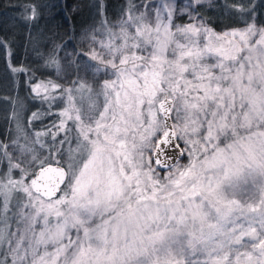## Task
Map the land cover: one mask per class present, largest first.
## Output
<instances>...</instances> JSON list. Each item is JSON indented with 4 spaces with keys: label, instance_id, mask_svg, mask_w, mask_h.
<instances>
[{
    "label": "snow or ice",
    "instance_id": "snow-or-ice-1",
    "mask_svg": "<svg viewBox=\"0 0 264 264\" xmlns=\"http://www.w3.org/2000/svg\"><path fill=\"white\" fill-rule=\"evenodd\" d=\"M96 7L55 81L13 69L43 111L0 132V264H264V0Z\"/></svg>",
    "mask_w": 264,
    "mask_h": 264
},
{
    "label": "trees",
    "instance_id": "trees-1",
    "mask_svg": "<svg viewBox=\"0 0 264 264\" xmlns=\"http://www.w3.org/2000/svg\"><path fill=\"white\" fill-rule=\"evenodd\" d=\"M102 2L107 6V21L115 23L120 18L125 0ZM178 2L183 5L188 0ZM97 3L98 0H0V38L6 43L10 42L11 50L15 53L11 59H6L5 49L0 47V132L7 134L13 127L14 123L10 121L14 113H19L23 124L33 127L28 123L32 112L38 109L43 111L41 105L33 100L28 85L30 77L13 69L30 71L37 80L55 81L56 73L51 66L45 67L46 62L49 57L54 60L57 54L62 56L60 49L65 44L69 45L66 49L68 52L74 48H84L83 34H91L92 30L101 26ZM25 4L37 6L40 12L39 17L28 24L14 18L20 15L15 6ZM198 12L213 21L217 20L218 12L207 6L198 8ZM178 21L188 22L186 17ZM34 127L40 130L42 125ZM181 162L186 163L187 160ZM0 167L4 168V165L0 163Z\"/></svg>",
    "mask_w": 264,
    "mask_h": 264
},
{
    "label": "rangeland",
    "instance_id": "rangeland-1",
    "mask_svg": "<svg viewBox=\"0 0 264 264\" xmlns=\"http://www.w3.org/2000/svg\"><path fill=\"white\" fill-rule=\"evenodd\" d=\"M136 2L139 3V0H137ZM186 19H187V18H186ZM118 20H119V19H117V20L115 21V23H117ZM115 23H113V24H115ZM177 23H182V22L177 21ZM109 30L112 31V32H118V31H119L118 28H115V29H109ZM97 40L100 41L103 45L117 44V43L122 44V43H123V40H122L121 38H119V37H116V36H111V37H110V36L104 35V36L97 37ZM83 45H84V48H86V47L88 46L87 42H85V41H84V44H83ZM96 50H97V51H100V47L97 46V47H96ZM101 76H103V74H98V79H99ZM103 78H108V77L103 76ZM91 84H92V81L89 80V85H91ZM85 95H87V94L85 93ZM74 96H75V94H74ZM75 99L78 100L79 97H78V96H75ZM68 106H69V105H68L67 99L65 98V101H64L63 103H61V104L57 107V109H56L55 111H56V112L62 111L65 107H68ZM76 107H80L79 103L76 104ZM23 125L25 126L26 129L30 127L27 123H24V124H23L22 121L20 120V127H21V129H22V134H24V133H23V130L25 129V128H23ZM13 127H15V124H13ZM21 144H23V140H21ZM181 146H183V145H181ZM182 163H184V162H182ZM186 163H187V162H186ZM4 170H5L4 168L0 167V173H2ZM13 178H15V179H19V175L13 173ZM26 182H27V181H26ZM13 226H14V225H13ZM14 227H15V226H14Z\"/></svg>",
    "mask_w": 264,
    "mask_h": 264
}]
</instances>
